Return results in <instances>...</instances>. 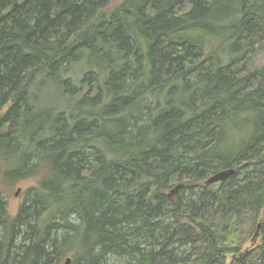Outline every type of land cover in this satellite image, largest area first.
I'll use <instances>...</instances> for the list:
<instances>
[{
    "label": "trees",
    "instance_id": "trees-1",
    "mask_svg": "<svg viewBox=\"0 0 264 264\" xmlns=\"http://www.w3.org/2000/svg\"><path fill=\"white\" fill-rule=\"evenodd\" d=\"M259 46L264 0H0V264H264Z\"/></svg>",
    "mask_w": 264,
    "mask_h": 264
},
{
    "label": "rangeland",
    "instance_id": "rangeland-1",
    "mask_svg": "<svg viewBox=\"0 0 264 264\" xmlns=\"http://www.w3.org/2000/svg\"><path fill=\"white\" fill-rule=\"evenodd\" d=\"M115 1H112L111 5H113ZM264 65V46H259L255 52L250 55L249 61L246 65L247 70H254ZM179 182L178 178H175L172 182L173 184V190L175 185H177ZM33 181H25L17 184L13 188H11L8 192V205H9V212L12 214H15L17 207L23 200L24 190L27 186L32 185ZM18 191V193L15 195V192ZM175 194V193H174ZM229 257H226V261H228ZM123 263V261L114 260L113 264H120Z\"/></svg>",
    "mask_w": 264,
    "mask_h": 264
},
{
    "label": "water",
    "instance_id": "water-1",
    "mask_svg": "<svg viewBox=\"0 0 264 264\" xmlns=\"http://www.w3.org/2000/svg\"><path fill=\"white\" fill-rule=\"evenodd\" d=\"M234 173V170L231 168V169H228V170H224V171H219L217 173H215L210 180L212 181H221V180H224L226 178H228L230 175H232ZM177 188V186L175 187V189ZM18 193V191L15 192V195ZM259 227H260V224L257 225V228L255 230V233L253 235V238H256L258 236V233H259ZM70 263V258H66L64 263L63 264H69Z\"/></svg>",
    "mask_w": 264,
    "mask_h": 264
},
{
    "label": "bare ground",
    "instance_id": "bare-ground-1",
    "mask_svg": "<svg viewBox=\"0 0 264 264\" xmlns=\"http://www.w3.org/2000/svg\"><path fill=\"white\" fill-rule=\"evenodd\" d=\"M191 32H193V31H191ZM194 42V41H193ZM11 120H12V118H11ZM15 120H16V118H15ZM32 127V126H31ZM14 129V128H13ZM105 252V251H104ZM116 252V251H115ZM128 253V252H127Z\"/></svg>",
    "mask_w": 264,
    "mask_h": 264
}]
</instances>
